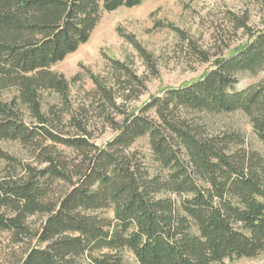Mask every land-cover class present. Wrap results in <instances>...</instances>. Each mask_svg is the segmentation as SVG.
<instances>
[{"label":"trees","instance_id":"obj_1","mask_svg":"<svg viewBox=\"0 0 264 264\" xmlns=\"http://www.w3.org/2000/svg\"><path fill=\"white\" fill-rule=\"evenodd\" d=\"M144 1L0 0V143L30 148L44 165L8 158L25 173L0 178V234L25 246L16 264H130L124 253L131 264H223L264 254V156L236 148L235 134L206 136L187 117L239 112L264 150V78L235 86L241 74L264 72V29L241 24L242 45L141 107L124 110L92 77L97 119L113 132L100 146L85 106L68 108L66 117L42 111L43 92L68 97L69 82L51 68L89 40L102 13ZM113 66L130 90L144 88L125 65ZM5 91L13 98L3 100ZM22 107L36 125L23 120ZM142 139L151 166L132 152ZM57 147L75 158L60 159ZM53 179L68 187L56 200L47 194ZM37 215L44 219L34 229L28 220Z\"/></svg>","mask_w":264,"mask_h":264},{"label":"rangeland","instance_id":"obj_2","mask_svg":"<svg viewBox=\"0 0 264 264\" xmlns=\"http://www.w3.org/2000/svg\"><path fill=\"white\" fill-rule=\"evenodd\" d=\"M244 25L250 30L264 29V0H147L134 8L122 7L102 13L89 40L64 60L54 65L52 71L62 75L69 82L65 103L54 92H43L42 111H53L66 117V110L82 106L87 108V120L93 125L90 132L95 144L100 146L109 141L113 132L102 120L97 119L99 95L95 91L92 77H96L113 91L116 102L124 105V110L141 107L149 97L170 87H179L200 78L215 58L225 56L245 42L247 36ZM130 38L139 49L135 48ZM208 59L207 61H205ZM113 61L125 65L132 74L144 83V88L131 87L125 76L117 73ZM118 77L120 80H118ZM264 78V72L257 75L244 73L238 76L236 89L256 84ZM128 86V87H127ZM127 87L129 90H123ZM139 92L138 99L133 94ZM15 93L5 91L3 100H10ZM23 120L36 125L27 108L22 107ZM113 115V114H112ZM116 120L120 116L114 115ZM190 122L198 126L209 137L235 134L242 143L236 148L253 150L264 156L263 146L251 129L247 116L239 112L231 114L191 113ZM235 148V149H236ZM142 164L151 166L150 152L145 140L132 146ZM60 159L69 163L75 155L57 147ZM38 154L17 142L0 143V178L8 174L22 176L29 165L34 169L43 168ZM13 158L20 166H12ZM48 196L57 199L67 185L59 180H48ZM110 215V213H109ZM43 216L28 220L30 227L38 229ZM25 246L12 243L9 235L0 234V264H16ZM131 264L132 255L123 254ZM223 264H264V254L251 259H239Z\"/></svg>","mask_w":264,"mask_h":264}]
</instances>
